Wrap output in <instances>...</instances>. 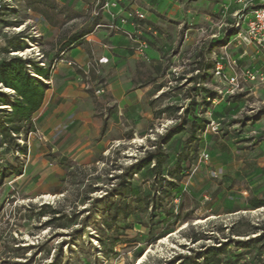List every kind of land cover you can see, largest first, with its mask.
Masks as SVG:
<instances>
[{"label":"rangeland","instance_id":"374dc122","mask_svg":"<svg viewBox=\"0 0 264 264\" xmlns=\"http://www.w3.org/2000/svg\"><path fill=\"white\" fill-rule=\"evenodd\" d=\"M104 4L0 0V63L29 60L52 76L62 42L93 30ZM221 4L146 0L140 37L164 64L149 123L134 131L115 122L75 149L63 138L54 150L34 120L26 137L0 136V264H167L205 246L220 247L221 264H264V240L253 242L264 233V52L244 43ZM20 48L28 54L15 56ZM240 56L258 79L230 95L216 61ZM155 74L138 66L140 83ZM0 92L14 102L15 92ZM9 112L0 106V122ZM181 120L182 131L161 141L159 173L154 164L129 170ZM104 136L109 145L98 147Z\"/></svg>","mask_w":264,"mask_h":264},{"label":"crops","instance_id":"0c3cea01","mask_svg":"<svg viewBox=\"0 0 264 264\" xmlns=\"http://www.w3.org/2000/svg\"><path fill=\"white\" fill-rule=\"evenodd\" d=\"M98 1L104 4L107 0ZM213 1L216 5L222 3L219 6L224 12L234 11L233 8L226 10L223 0ZM119 2L117 8L109 11L112 14L105 10L104 18L93 30L74 41L62 42L63 46L69 45L61 49L53 65L50 94L44 109L34 119L35 125L54 145V150L60 147L63 138L66 146L72 140L75 149L83 140L89 142L104 129L111 130L115 122L135 131L151 120L148 104L163 91V79L157 74L164 65L162 54L158 48L150 47L149 59L140 58L127 36L130 33L148 37L147 25L136 17L130 18L136 12L146 19L149 17L146 0ZM44 30L54 35L53 27L45 26ZM238 58L241 64L243 57ZM101 59L104 62H100ZM138 66L156 72L155 79L140 83ZM145 108H149L150 114H145ZM88 142L87 146L91 147ZM108 145L106 136L97 144L104 148Z\"/></svg>","mask_w":264,"mask_h":264},{"label":"trees","instance_id":"16d2710c","mask_svg":"<svg viewBox=\"0 0 264 264\" xmlns=\"http://www.w3.org/2000/svg\"><path fill=\"white\" fill-rule=\"evenodd\" d=\"M76 38L72 39L74 41ZM69 44H65L62 49H65ZM11 49H15L11 47ZM19 50L25 51L23 48ZM20 52V51H18ZM17 53V52H16ZM29 65L34 70V75L29 72ZM40 78L49 80L51 74L49 71L42 69L40 66L29 60L20 58H11L3 60L0 63V85L4 88L11 89L16 93L15 100L12 104H8L6 94L0 92V106H11V112L5 115V121L0 122V136L4 139H14L19 135H25L32 131V123L35 117L43 110L47 100L50 87L40 82ZM169 108L162 110L167 113ZM183 120L175 127L167 130L166 134L161 137L160 142L156 144L155 152H149L145 158L138 160L135 164L129 167L134 174H138L143 169L154 164L152 170L159 173L167 158L163 143L161 141H169L172 136L181 132ZM104 131V130H103ZM102 131V132H103ZM15 135V136H14ZM14 137V138H13ZM5 172L3 171V174ZM21 175V173L19 174ZM264 240V233L253 239V242L259 243ZM199 240H193L197 243ZM240 243V242H239ZM181 258L180 264H221L220 247L208 246L202 247L199 251L192 250L191 255L177 256L167 264H173V261ZM198 261V262H197ZM201 261V262H199Z\"/></svg>","mask_w":264,"mask_h":264},{"label":"built area","instance_id":"2783aa9c","mask_svg":"<svg viewBox=\"0 0 264 264\" xmlns=\"http://www.w3.org/2000/svg\"><path fill=\"white\" fill-rule=\"evenodd\" d=\"M226 10L234 9L232 17L235 18V29L238 36L246 45H254L264 52V0H228L230 4L224 3ZM119 2L117 0H107L102 7L103 10L110 11L117 8ZM2 6H0L1 8ZM136 17L144 20V16L138 12L132 13L130 18ZM115 28V26H111ZM129 41L133 43L135 53L142 59L148 60V50L150 48L147 41L140 38L139 35L127 34ZM240 58L237 60L226 58V63L216 61L214 76L227 85L228 94L234 95L235 92L241 90L246 82H254L258 79V75L254 74L247 68L238 66ZM100 62H104L101 59Z\"/></svg>","mask_w":264,"mask_h":264},{"label":"bare ground","instance_id":"6f19581e","mask_svg":"<svg viewBox=\"0 0 264 264\" xmlns=\"http://www.w3.org/2000/svg\"><path fill=\"white\" fill-rule=\"evenodd\" d=\"M24 26L21 27V29H18L19 31H22ZM29 51H20V52H17V53H14L15 56H19V57H24L25 55L28 54ZM5 92H13L11 89H8V88H5ZM166 240V239H165Z\"/></svg>","mask_w":264,"mask_h":264}]
</instances>
